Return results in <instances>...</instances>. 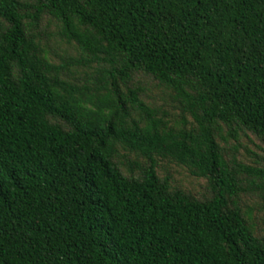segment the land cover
Here are the masks:
<instances>
[{"label":"trees","instance_id":"1","mask_svg":"<svg viewBox=\"0 0 264 264\" xmlns=\"http://www.w3.org/2000/svg\"><path fill=\"white\" fill-rule=\"evenodd\" d=\"M262 209L264 0H0V264H264Z\"/></svg>","mask_w":264,"mask_h":264},{"label":"rangeland","instance_id":"2","mask_svg":"<svg viewBox=\"0 0 264 264\" xmlns=\"http://www.w3.org/2000/svg\"><path fill=\"white\" fill-rule=\"evenodd\" d=\"M156 93H158L157 91H153L154 95H157ZM158 104H164L158 97L155 96L154 98ZM249 147L254 150V151H258L253 145H249ZM261 154V152H259ZM245 157L248 158V156L245 154ZM163 170V171H162ZM162 174L164 175V173H169L171 175H173L174 180H176L177 182H179L181 185H183L185 188H187L188 190H191L193 192L196 193H200L203 192L204 190L203 185L205 184L203 181H198L194 178H192L190 175H188V173L175 166V165H169L167 163H164L162 166ZM245 202L246 204L250 205V206H254L255 200L252 198H245ZM256 205L260 207V205L263 206L262 202L260 200H256ZM257 215H259L260 218L264 217V210L262 209L261 212L257 211L256 212ZM262 226L264 227V223L262 222Z\"/></svg>","mask_w":264,"mask_h":264}]
</instances>
